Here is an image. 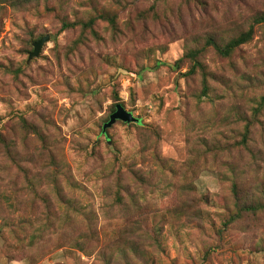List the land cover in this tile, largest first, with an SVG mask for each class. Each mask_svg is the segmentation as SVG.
I'll list each match as a JSON object with an SVG mask.
<instances>
[{
    "label": "rangeland",
    "instance_id": "374dc122",
    "mask_svg": "<svg viewBox=\"0 0 264 264\" xmlns=\"http://www.w3.org/2000/svg\"><path fill=\"white\" fill-rule=\"evenodd\" d=\"M0 264H264V0L0 4Z\"/></svg>",
    "mask_w": 264,
    "mask_h": 264
},
{
    "label": "trees",
    "instance_id": "16d2710c",
    "mask_svg": "<svg viewBox=\"0 0 264 264\" xmlns=\"http://www.w3.org/2000/svg\"><path fill=\"white\" fill-rule=\"evenodd\" d=\"M156 1H164V0H156ZM11 2L12 5H15V4H18L20 6H23L24 4L30 2V0H0V4H7ZM98 18H101V19H104V17L102 15H100ZM108 22L110 24H114L115 23V19L113 18H110V19H107ZM96 21V19H91L88 23L86 24H83L84 27H91L94 22ZM77 24L76 23H63L62 25V28L61 30L64 31V30H67L69 28H72V27H75ZM41 39V38H40ZM39 38L36 40V41H39L40 40ZM248 39H247V35L246 36H242L240 38H238L237 40L235 41H232L230 42L229 44H227L225 47L223 48H219V46H217L216 44L214 43H211L213 44L216 48H218V50L220 52H222V54H224L225 57L229 56V54L235 49L236 46L240 45V44H243L244 42H247ZM198 55V52L196 53H192L190 54V57L193 58V57H197ZM189 57V56H188ZM183 60V59H182ZM181 60V61H182ZM181 61H178L177 64H179ZM123 106V105H122ZM116 108V107H115ZM103 129V128H102ZM106 134V133H105ZM234 192H237V189L234 190ZM234 220V217L231 218L230 222H232Z\"/></svg>",
    "mask_w": 264,
    "mask_h": 264
},
{
    "label": "water",
    "instance_id": "95a60500",
    "mask_svg": "<svg viewBox=\"0 0 264 264\" xmlns=\"http://www.w3.org/2000/svg\"><path fill=\"white\" fill-rule=\"evenodd\" d=\"M50 36L46 35L42 37L39 41L33 44V52L30 53L29 59L38 57L43 45L49 42ZM117 121L123 123L131 124L138 123L139 120L135 118L132 113L128 112L121 104L116 105L115 112L110 115L109 121L103 125V133L105 134L106 130L111 128Z\"/></svg>",
    "mask_w": 264,
    "mask_h": 264
}]
</instances>
